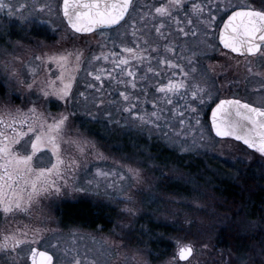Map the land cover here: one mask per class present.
<instances>
[{
	"label": "snow or ice",
	"instance_id": "snow-or-ice-1",
	"mask_svg": "<svg viewBox=\"0 0 264 264\" xmlns=\"http://www.w3.org/2000/svg\"><path fill=\"white\" fill-rule=\"evenodd\" d=\"M26 8V4L14 6L8 0H0V12H4L9 18L19 13L15 18L20 23H31L35 19L31 17V13L24 15ZM33 9L37 12L53 10L49 4H34ZM61 10L73 33H97L102 38L98 42L101 51L92 54L88 60L89 67L99 61L110 63L112 67H97L88 71L89 76L100 82L96 90L103 89L105 79L122 86L124 90H119L118 93L125 102L122 110L130 113L141 125L151 124L159 128V121L164 120L167 126L169 117L166 113L170 112V118L177 120L181 126V130L176 132L177 136L183 135L186 123L190 129L193 127L192 120L195 121V126H200L202 106L213 101V95L207 86L195 79L198 57L206 55L202 50L195 49L216 47L210 43V38L217 34L215 29L219 26L216 21L222 13L227 14V18L222 21L223 27L218 31L219 44L223 49L245 57V65L250 73L252 61L247 57L264 56V0H260L259 8L253 7L251 3L236 4L233 0H166L158 6L137 5L135 0H63ZM119 28H125L126 31L120 32ZM106 30H113L115 35L105 39ZM153 30L157 37L155 40L151 39ZM174 33L179 35L174 36ZM126 35L133 37L131 46L117 43ZM189 37L192 38L194 47L189 46L188 40L182 39ZM109 42L111 48L108 47ZM16 45L22 46L20 41H16ZM84 53L85 49L73 47L36 55L35 60L42 64L55 65L58 74L52 79L53 70L48 68L46 78L37 81L36 73L32 71L30 74L33 78L30 82H25L12 65V61L19 60L20 57L5 49L4 55L12 58V61L6 59L2 62L5 85L11 88L9 81H14L26 90L21 95L23 107L0 104V218L5 221L3 227H0V254L11 264H28V261L31 264H53V255L47 250H39L35 245L41 243L45 232L54 230L28 224L20 227V222H16L17 226L13 228L9 218L14 221L20 214L30 217L34 206H38L42 199L59 196L63 189L71 187L75 192L88 191L70 184V179H74L82 167H87L90 154L96 159H105L103 153L96 151L92 140L79 129L70 127L69 117L75 115V112L53 115L47 111L53 100L66 104L70 99L75 74L80 71L85 60ZM178 75L179 79L176 78ZM200 75L205 77V71L201 70ZM165 77L167 80L163 82ZM87 86L96 87L92 84ZM149 88H154L158 94L151 101V113L133 111L149 102ZM80 95L84 96V93ZM86 114L92 115L90 112ZM92 118L95 119V116ZM211 127L216 137L234 138L258 153L261 159L257 161V165L264 172V107H254L240 99H220L211 110ZM200 139H204L202 128ZM192 143L196 146L195 138ZM68 148L73 152L69 153ZM182 150L189 149L182 145ZM49 154V166L37 163ZM252 162L251 156L241 161L245 166ZM124 167L128 176L139 184L140 170L130 165ZM115 174L97 169L95 175L106 178ZM125 178L123 174H119V180L123 181ZM107 186L117 187L123 192L122 187L114 182ZM95 187L99 189V183ZM121 200L127 205L136 203L130 193H123ZM123 211L135 216L138 209L126 206ZM103 243L111 248L113 242L105 239ZM24 246H28L26 256L18 251ZM119 247L120 245H116L115 254L121 256L125 264H148L139 252H133L129 256L127 253H120ZM111 254L110 252L109 255ZM191 254L190 245H180L176 257L186 260ZM237 259L238 264H247L243 256ZM85 260L88 261V258L85 257ZM73 264H81L78 254ZM88 264L95 262L88 261Z\"/></svg>",
	"mask_w": 264,
	"mask_h": 264
},
{
	"label": "rangeland",
	"instance_id": "rangeland-1",
	"mask_svg": "<svg viewBox=\"0 0 264 264\" xmlns=\"http://www.w3.org/2000/svg\"><path fill=\"white\" fill-rule=\"evenodd\" d=\"M8 2L14 6L26 4L24 15L31 13V17L35 19L31 23H20L15 18L20 15L19 13H16L13 18H9L4 12H0V104L6 103L13 107H23L21 95L26 92L14 81H9V84L12 85L11 88L4 83L5 75L2 71V62L6 59L12 61L10 55H4L5 49L20 57L19 60L12 61V65L25 82H30L33 78L30 74L32 71L36 73L37 81L46 78L48 68L53 70L52 79H55L58 74L55 65L42 64L35 60L36 55L45 52H60L73 47L85 49V60L80 71L75 74L76 78L72 84L70 99L66 104L53 100L48 105L47 111L53 115L60 112H75V115L69 117L70 127L83 132L88 139L95 143L96 151L103 153L105 157V159H96L93 154H90L87 167H82L75 174V178L70 179V184H76L88 191L75 192L71 187L63 189L59 196L42 199L38 206H34L30 217L20 214L15 217L14 221L10 217L12 227H16V222H20V227L28 224L42 229H53L54 231L45 232L44 239L35 246L39 250L50 252L54 256V264H73L77 254L81 259V264H88V261H94L95 264H125L122 257L115 254L116 245H120L118 249L120 253H127L129 256L133 252H139L148 264H238L237 258L240 256L237 253L223 250L217 244L220 240V233L227 228L228 220L223 217L225 215H221L215 209L211 202L204 199L211 178L200 179L202 181L198 182L194 176L176 163H160L158 161L159 152H156L155 148L170 155L175 154L178 161L180 162L182 159L188 168L199 165L197 163L201 160L208 170L213 171L214 176L217 173H215L216 169L220 173L219 176L231 179H237L240 175L245 174V171L253 170L257 173V177L263 179L264 182V172H261L257 165V161L261 159L259 154L247 149L239 142L216 138L211 131L207 117L208 110L219 98L230 95L250 99L256 95L253 83H251V73L248 72L245 65L246 58L235 57L226 52L221 54L217 60L223 65V82L220 88L219 86L208 88L213 95V101L202 106L201 125L195 126V121L192 120L193 127L190 129L186 123L183 126V135L177 136L176 132L181 130V126L177 120L170 118V112L166 113L169 117L167 126L164 120L159 121V128L151 124L141 125L139 121L133 119L130 113L122 110L125 102L118 94L119 90H124L122 87L105 79L103 89L96 90L100 86V82L89 76L88 71L95 70L97 67H112L110 63L105 64L103 61L94 62L91 68L89 67L88 60L91 59L92 54H98L101 51L98 42L102 38L97 33L88 35L73 33L61 14L62 0H8ZM34 4H49L53 10L49 12L46 9L44 12H37L33 9ZM39 21H44V23ZM119 31L125 32L126 29L119 28ZM110 35H115V32L113 30L105 31L104 38L106 39ZM132 39L131 36L126 35L123 40H118L117 43H130ZM16 41H20L22 46L18 47ZM108 47L111 48L110 42ZM209 58L211 59V55ZM219 65L220 63L212 64L213 70L218 69ZM259 66L251 64L252 72L255 69L259 70ZM88 84L96 87L89 88ZM263 90L257 94L262 95ZM129 91L131 90L129 89ZM80 93H84V96H81ZM136 94L139 95L138 92ZM156 95L158 94L155 91H151L148 94L149 102L133 111H145L143 110L145 105L147 113L152 111L151 101ZM101 100H103L102 104ZM141 100H143V96H141ZM262 100L264 99L259 98L256 101H261V104H264ZM167 107L171 108V106ZM89 112L92 115L86 114ZM93 116L95 119L92 118ZM187 116L186 113V119ZM201 128L204 132L203 140L200 139ZM194 138L197 142L196 146H193L192 143ZM182 145L189 150H182ZM68 152L72 153L73 150L68 148ZM247 156H251L253 162L245 166L241 161ZM49 160L50 154L37 163L49 166ZM127 165L140 170L141 182L139 184L128 176L126 167H124ZM97 169L116 174L106 178L97 177L95 175ZM119 174H123L126 178L123 181L119 180ZM163 178L168 179V182L171 183L180 182L188 185L190 194L175 195L163 192L159 188ZM89 181L92 183L89 184ZM110 182L122 187L123 192L117 187L108 188L107 185ZM97 183H99V189L95 187ZM203 183L207 187H204ZM123 193L132 194L136 201L135 205H127L122 202ZM81 197L105 202L117 210L118 217L115 228L110 232H105L99 229H84L79 226H62L56 213L58 205L62 201L76 200ZM196 205L200 207L197 208ZM126 206H134L138 209L137 214L130 216L124 212L123 209ZM240 216L237 217L240 223H237L238 226L241 225V221L243 222L242 216ZM148 219L153 223L170 225L176 232L173 236L168 237L171 250L162 260H152L149 249L141 245L140 238L138 239L141 236V231L146 230L147 225L144 221ZM4 223L5 221L0 218V227H3ZM242 226L251 234L261 228L252 221H244ZM105 239L113 242L111 248L103 243ZM53 244L57 246L52 247ZM180 245H190L193 248V254L187 261L182 262L176 257ZM18 251L26 256L28 246H24ZM110 252L111 255H109ZM85 257L88 258V261L85 260ZM244 258L247 264H264V240H262V245L256 244L255 251ZM0 261L2 264H11L3 254H0ZM28 264H31L30 261Z\"/></svg>",
	"mask_w": 264,
	"mask_h": 264
},
{
	"label": "trees",
	"instance_id": "trees-1",
	"mask_svg": "<svg viewBox=\"0 0 264 264\" xmlns=\"http://www.w3.org/2000/svg\"><path fill=\"white\" fill-rule=\"evenodd\" d=\"M159 152L158 161L160 163H176L194 176L197 181L201 182L204 178H211L207 188V199L213 204L215 209L228 220L227 228L220 233V240L217 244L219 248L226 251L237 253L239 256L247 257L255 251L256 244L262 245L264 240V182L257 177L253 170L245 171L237 179H231L219 176L216 169L214 176L213 171L208 170L202 163L197 166H190L178 161L175 154L156 149ZM196 164V163H195ZM216 168V167H215ZM211 184V185H210ZM204 187H207L203 183ZM160 190L169 194L189 195L188 185L180 182H168V179H162L159 186ZM57 217L64 227L79 226L89 230H102L110 232L115 228L118 212L111 205L91 199L81 197L76 200L62 201L56 210ZM238 215L242 216L244 221L256 222L261 228L258 231H250L237 225ZM240 216V217H241ZM239 217V218H240ZM146 230L141 231V245L147 247L150 251L151 259L154 261L164 259L171 250V244L168 237L173 236L176 232L170 225H161L145 220ZM240 224V223H239ZM248 224V223H247Z\"/></svg>",
	"mask_w": 264,
	"mask_h": 264
},
{
	"label": "flooded vegetation",
	"instance_id": "flooded-vegetation-1",
	"mask_svg": "<svg viewBox=\"0 0 264 264\" xmlns=\"http://www.w3.org/2000/svg\"><path fill=\"white\" fill-rule=\"evenodd\" d=\"M137 5L140 4H149V5H154V6H158L159 3L161 2H166V0H135ZM234 3L236 4H243V3H251L253 7H260V0H233ZM144 11H147V9H144ZM138 13H137V17H138ZM227 18V14H221L220 17H218L216 24L219 26V28L223 27V23L222 21L225 20ZM128 19V17H126V20ZM124 22H122L123 24ZM219 28L215 29V33L217 34H213L211 35L210 38V43H213L216 45L215 48H196V51H203L204 53H206V55L202 56V57H198L199 59V65L198 67V71L194 74L195 79L201 84V85H205L207 86V88L209 87H216V86H221L222 82H223V65L221 62H219V60H217L219 57H221V54L226 52L230 55H233L235 57H240L234 53H230L229 51L223 49L222 45L219 44V39H218V31ZM106 31H112V30H106ZM127 31H130V29H127ZM174 36H178L179 34L174 33ZM131 36V35H128ZM132 37V36H131ZM133 38V37H132ZM202 38V37H201ZM151 39L155 40L157 39L154 30L152 31L151 34ZM182 39H186L189 41V46L190 47H194V45L192 44V38H182ZM133 40V39H132ZM132 40L130 43H126L128 45H132ZM210 51V53H209ZM209 55H211V59L209 58ZM240 58H245V57H240ZM247 59H250L254 64H258L259 66V70L255 69L253 70V72H251V83H253V90L255 91L256 95L252 96L250 99H247L246 97L243 98H239L236 96H225L222 98H219L213 105L212 107L219 102L220 99H229V98H233V99H240L241 101H244L246 103H249L255 107H264V104H261V101H256L259 98L264 99V92L262 93V95H258L257 92L261 91L264 89V87H261V85H264V56H255V57H247ZM182 63H184L182 61ZM217 63L220 65L218 66L219 68L216 70H213L212 64ZM252 63V66H254V64ZM209 66H211V69H209ZM204 70L206 73L205 77H202L200 75V71ZM115 73H113L114 75ZM177 79H179V75L176 77ZM107 80V79H106ZM167 77L164 78L163 82H166ZM119 86V85H118ZM122 87V86H119ZM123 88V87H122ZM151 91H155L154 88H149L148 92L150 93ZM264 91V90H263ZM264 103V100H262ZM211 107V108H212ZM211 108L208 110V121H209V116H210V111ZM147 106L145 105V107L143 108V110L146 111ZM151 113V111H149V114ZM210 123V122H209Z\"/></svg>",
	"mask_w": 264,
	"mask_h": 264
},
{
	"label": "water",
	"instance_id": "water-1",
	"mask_svg": "<svg viewBox=\"0 0 264 264\" xmlns=\"http://www.w3.org/2000/svg\"><path fill=\"white\" fill-rule=\"evenodd\" d=\"M62 2H63V0H62ZM61 6H62V3H61ZM61 14H62V10H61ZM62 17H63V14H62ZM64 19V18H63ZM65 21V20H64ZM65 23L67 24V22L65 21ZM68 26V25H67ZM99 31V30H98ZM78 34V33H77ZM80 35H85V34H80ZM86 35H88V34H86ZM223 47V46H222ZM225 50H227V49H225ZM227 51H229V50H227ZM235 54V53H234ZM237 55V54H236ZM227 99V98H226ZM229 99H233V98H229ZM242 102H244V101H242ZM218 103V102H217ZM246 103V102H245ZM253 106V105H252ZM215 107V105L212 107V108H214ZM255 107V106H254ZM212 110V109H211ZM209 121H210V125H211V111H210V116H209ZM211 129H212V127H211ZM212 132H213V134H214V136H215V133H214V131L212 130ZM216 137V136H215ZM218 139H231V140H234V141H236L234 138H231V137H225V138H221V137H217ZM237 142H239V143H241L242 145H244L242 142H240V141H237ZM246 148H247V146L246 145H244ZM248 149V148H247ZM249 150H251V151H253L252 149H249ZM254 152V151H253ZM258 154V153H257ZM41 251H43V250H41ZM49 254H51L50 252H49ZM192 254H193V248H192ZM192 254H191V256H192ZM191 256H189L186 260H180V261H182V262H184V261H187ZM31 263V262H30ZM53 264H54V256H53Z\"/></svg>",
	"mask_w": 264,
	"mask_h": 264
}]
</instances>
